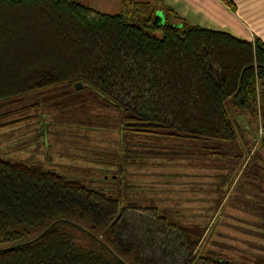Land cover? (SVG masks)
I'll return each mask as SVG.
<instances>
[{"label": "trees", "instance_id": "trees-1", "mask_svg": "<svg viewBox=\"0 0 264 264\" xmlns=\"http://www.w3.org/2000/svg\"><path fill=\"white\" fill-rule=\"evenodd\" d=\"M158 10L164 23L154 21ZM57 86L90 88L96 94L82 93V100L93 94L115 107L122 162L140 151L207 160L230 188L210 213L224 200L225 216L242 191H255L264 220V156L253 149V130L232 112L240 111L254 128L264 121L261 39L193 24L162 0H121L116 13L79 0H0V107ZM138 136L151 144L147 151L131 148ZM121 192L108 194L0 155V264H164L173 258L172 264H235L201 247L219 217L211 229L184 222L178 211L154 201L124 202ZM131 210L152 212L150 235L152 241L159 235L161 256L144 253L131 230ZM182 254L181 263L176 257Z\"/></svg>", "mask_w": 264, "mask_h": 264}, {"label": "rangeland", "instance_id": "rangeland-1", "mask_svg": "<svg viewBox=\"0 0 264 264\" xmlns=\"http://www.w3.org/2000/svg\"><path fill=\"white\" fill-rule=\"evenodd\" d=\"M82 1L101 11L116 13L121 10V0ZM82 90L57 86L2 105L0 155L55 170L108 194L122 190L124 202L148 204L154 201L167 211L171 208L178 211L184 222L208 223L211 229L215 226L214 232H208L201 245L213 256L230 259L235 264H255L257 259H264V229L258 227L264 220L260 204L255 207V191H250L252 195L242 191L235 203L225 208V216L221 212L224 200L212 214L210 210L214 209L221 194L228 193L230 188L224 178L216 177L215 173L220 169L208 165L211 162L187 155L171 159L172 156L140 151H147L151 146L140 136L136 140L142 141V145L135 144L137 141L131 145L140 153L132 155V161L122 162L124 155L120 153L123 149L119 137L123 133L115 117V107L104 106L93 94L82 100V93L94 92L90 88ZM232 112L243 125L253 130V149L264 156V148L257 144V125L254 124L255 128L250 126L240 111L232 109ZM144 142L147 145H143ZM249 158L250 155L242 169ZM218 182L219 191L216 189ZM129 215L131 230L143 242L144 253L161 256L163 247L159 235L154 233L155 241L150 235L155 228L152 212L131 210ZM218 217L220 222L214 225ZM36 233L34 230L27 237ZM173 259L164 264H172ZM176 259L182 263L186 254Z\"/></svg>", "mask_w": 264, "mask_h": 264}, {"label": "crops", "instance_id": "crops-1", "mask_svg": "<svg viewBox=\"0 0 264 264\" xmlns=\"http://www.w3.org/2000/svg\"><path fill=\"white\" fill-rule=\"evenodd\" d=\"M229 1L233 3V8L226 0H162L165 6L193 24L226 32L241 40L254 42L259 38L264 42V0ZM258 123L259 120L257 127Z\"/></svg>", "mask_w": 264, "mask_h": 264}, {"label": "water", "instance_id": "water-1", "mask_svg": "<svg viewBox=\"0 0 264 264\" xmlns=\"http://www.w3.org/2000/svg\"><path fill=\"white\" fill-rule=\"evenodd\" d=\"M166 20L165 14L162 10H158L155 14V23H164ZM83 83L81 81L76 82V87H82Z\"/></svg>", "mask_w": 264, "mask_h": 264}, {"label": "built area", "instance_id": "built-area-1", "mask_svg": "<svg viewBox=\"0 0 264 264\" xmlns=\"http://www.w3.org/2000/svg\"><path fill=\"white\" fill-rule=\"evenodd\" d=\"M261 141H264V121L260 119L257 128V144Z\"/></svg>", "mask_w": 264, "mask_h": 264}]
</instances>
